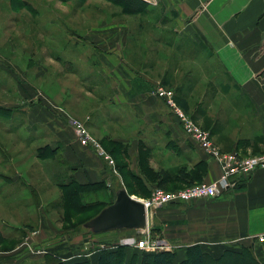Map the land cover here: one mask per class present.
<instances>
[{"label":"crops","instance_id":"obj_1","mask_svg":"<svg viewBox=\"0 0 264 264\" xmlns=\"http://www.w3.org/2000/svg\"><path fill=\"white\" fill-rule=\"evenodd\" d=\"M141 1L142 11L111 19L116 31L106 40L111 51L97 52L90 69H71L75 59L70 52L65 54L64 83L57 90L65 94L62 99L49 96V109L40 105L28 109L31 125L39 133L47 131V139L43 135L37 140L47 143L54 157L47 162H53L49 170L37 157L38 148L35 155L29 152L37 162L23 168L27 177L19 184L26 185L32 199L36 186L30 171L39 177L44 168L47 173L55 171V180L61 176L58 190L63 185L64 191L70 185H104L110 198L120 186L139 200L147 199L155 187L183 189L196 182L194 173L202 174L203 182L215 180L218 165L192 143L165 102L153 94L157 85L173 93L176 104L209 133L222 153L235 152L243 158L264 154V0ZM71 79L79 84L72 85ZM71 120L85 126L112 165L79 145ZM22 156L23 151L15 154ZM5 158L4 168L15 162ZM22 171L1 177L0 219L14 233L21 227L15 221L34 219L19 216L20 198L7 195L19 185ZM15 176L20 180L13 181ZM148 228L151 237L153 231L159 232L157 251L172 253L173 264H180L194 246L206 264H264V168L245 180L238 178L234 188L214 200L156 210L148 216ZM1 235L4 243V232ZM65 240L51 244L53 252L45 255L63 264H97L101 250L114 252L122 246L124 264H129L139 250L123 242L74 256L60 248Z\"/></svg>","mask_w":264,"mask_h":264},{"label":"rangeland","instance_id":"obj_2","mask_svg":"<svg viewBox=\"0 0 264 264\" xmlns=\"http://www.w3.org/2000/svg\"><path fill=\"white\" fill-rule=\"evenodd\" d=\"M127 6V0H0V186L1 177L12 176L16 170L22 171L26 167L28 170L31 162L35 165L37 161L29 156V152L35 155L34 148H38L43 156L46 154L37 157L41 163L46 162L42 164L50 170L53 162H47L54 158L48 152L51 148L37 140L43 135L47 139V131L39 133L37 126L29 122L27 111L35 105L49 109V96L63 98L65 94L57 90L64 83L62 70L66 53L70 52L75 59L71 69L88 70L95 63L97 52L111 51V42H106L116 32L111 28V19L116 16L124 19ZM100 15L104 18L103 25L99 23ZM78 53L83 57H77ZM71 83L79 84L76 79ZM20 151L24 156L15 157ZM6 156L15 162L4 168ZM59 165L62 168V164ZM66 169L70 170L69 167ZM35 172L30 171L34 174L30 179L36 186L33 199L26 185L19 184L27 177L25 171H22L21 180L17 176V180L12 179L20 180L19 185L11 187L7 193L21 200L22 210L17 214L24 219L34 216V219L15 221L13 224L21 226L17 233L5 229L0 219V230L5 234V241L0 246V264L4 260L7 264H37L40 261L55 264L58 259L45 254L53 252L50 251L53 249L51 244L61 238L66 240L59 246L62 250L69 249L67 255L81 256L99 246L109 249L123 242L133 245L141 236L136 231L124 230L102 235L87 232L82 225L114 198L108 197L103 189L89 191L83 193L75 210L68 206L67 198H63L66 192L56 188L63 182L61 176L55 180V171L47 173L45 168L39 177ZM81 204L85 205L84 209ZM91 205L98 206L92 208ZM2 208L0 203V213ZM35 216L37 220L40 218V223L35 221ZM157 236L159 232L153 231L150 237L156 241ZM36 246L42 248L36 250ZM77 260L79 258L74 259Z\"/></svg>","mask_w":264,"mask_h":264},{"label":"built area","instance_id":"obj_3","mask_svg":"<svg viewBox=\"0 0 264 264\" xmlns=\"http://www.w3.org/2000/svg\"><path fill=\"white\" fill-rule=\"evenodd\" d=\"M150 3V0H146ZM156 97L162 99L170 112L176 117L180 127L192 143L197 146L203 154L214 161L219 168V176L211 181L193 184L176 191H164L154 188L150 196L141 202L145 206L147 218L157 209L170 204L190 203L196 200H214L228 189L236 186V180L249 178L256 170L264 168V154L251 157H240L235 152L222 153L211 141L209 133L199 128L192 119L176 104L173 93L162 85L154 88ZM71 126L80 146L91 148L98 156L112 165L113 161L101 148L99 143L90 135L85 126L78 121L71 120ZM141 236L135 240L134 247L140 251L155 252L160 246L150 237L148 226L141 231Z\"/></svg>","mask_w":264,"mask_h":264},{"label":"trees","instance_id":"obj_4","mask_svg":"<svg viewBox=\"0 0 264 264\" xmlns=\"http://www.w3.org/2000/svg\"><path fill=\"white\" fill-rule=\"evenodd\" d=\"M127 5L128 6L126 7L125 12L128 15H133V14L138 13L145 6L144 2H142L141 0H127ZM37 156L45 157L46 154L43 156L42 153L38 152L37 150ZM193 176L195 177L194 181L196 182L194 183L191 182L190 184L187 185V187L193 184L204 183L201 180L202 174L198 176L196 173H194ZM155 188H159V187H155ZM62 189L64 190V185L62 186ZM101 189H104V185H90V186H81V185L71 186L70 185L68 186L67 190H65L66 193L64 194L63 198H67V201H68L67 203L70 208L77 210L76 204L77 202L80 201L83 193H86V192L88 193L89 191L101 190ZM159 189H162V188H159ZM162 190L176 191L180 189H176V190L162 189ZM97 206L98 205H91L90 207L93 208ZM80 207H83L84 209L85 205L81 204ZM165 207H162V208H165ZM2 243H3V237L0 232V245ZM124 259H125L124 247L118 246L117 250L114 252H108L105 249L101 250V256L97 264H124ZM138 260L140 261L139 263H137ZM55 264H63V263L58 260L56 261ZM76 264H89V263L83 262V263H76ZM129 264H173V254L170 252H165V251L145 252V251L138 250L137 255L132 257L131 262ZM180 264H206V258L204 257L203 253L200 251L199 247L194 246V247H190L187 249L186 258Z\"/></svg>","mask_w":264,"mask_h":264},{"label":"water","instance_id":"obj_5","mask_svg":"<svg viewBox=\"0 0 264 264\" xmlns=\"http://www.w3.org/2000/svg\"><path fill=\"white\" fill-rule=\"evenodd\" d=\"M114 197L111 204L87 220L82 228L91 234L116 230H144L148 219L141 200L128 195L123 187L115 191Z\"/></svg>","mask_w":264,"mask_h":264}]
</instances>
